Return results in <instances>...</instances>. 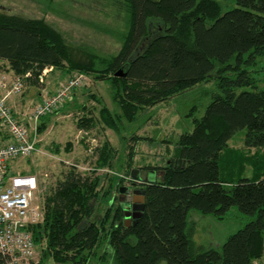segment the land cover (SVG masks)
<instances>
[{"label":"trees","instance_id":"trees-1","mask_svg":"<svg viewBox=\"0 0 264 264\" xmlns=\"http://www.w3.org/2000/svg\"><path fill=\"white\" fill-rule=\"evenodd\" d=\"M103 2L112 21L103 30L116 38L115 54L83 51L42 18L0 11V61L11 76L27 73V86H42L48 67L107 80L120 112L102 105L99 119L115 132L122 119L132 123L140 110L201 83L213 82L215 91L203 114L192 118L191 130L179 134L165 164L138 169L147 172L146 180L131 177L137 168L128 171L130 146L128 183L140 184L145 196L135 222L124 223L119 201L102 217L92 216L98 176L68 169L46 195L43 220L29 227L36 248L45 245L30 264L106 262L107 249L111 264H251L264 255V88L252 74L264 56V0ZM94 124L81 117L77 126ZM243 129V148L231 147L229 140ZM111 151L101 146L97 167L111 166ZM122 182L114 187L118 193ZM232 207L250 220L219 248L196 245L189 212L223 219Z\"/></svg>","mask_w":264,"mask_h":264},{"label":"rangeland","instance_id":"rangeland-1","mask_svg":"<svg viewBox=\"0 0 264 264\" xmlns=\"http://www.w3.org/2000/svg\"><path fill=\"white\" fill-rule=\"evenodd\" d=\"M103 4V0H0V11L42 18L59 31L68 43L86 52L109 56L116 53L119 44L115 37L103 30L112 25L111 19L106 16L111 11ZM252 74L257 79V87L264 88V56L258 58ZM75 75L78 74L65 72L63 68H51L46 71L42 86H27L25 81L21 92L6 98L13 113L26 122L29 137L35 140L34 151L16 158L9 166L13 174L37 176L39 183L35 204L41 209L46 195L50 194L68 169L75 168L82 175L98 176L99 194L92 216L100 218L109 205L118 203L119 193L114 187L121 179L123 185L129 184L131 177L126 175V166L130 146H133L134 153L132 168H128V171L141 169L145 165H164L172 154L179 134L191 130L192 118L203 114L215 86L213 82L201 83L165 102L140 110L132 123L122 119L119 132H115L99 119L102 105L112 112H120L112 100L110 83L81 74L83 80L72 90L70 99L55 105L48 117H41L34 123L30 114L35 105L55 93ZM81 117H91L95 124L89 129L79 128L77 123ZM244 133V129L236 132L229 145L242 149ZM133 136L140 139L133 141L130 139ZM103 144L111 147V166L97 167L99 149ZM249 220V216L239 214L232 207L223 219L191 210L188 224L196 245L219 248L229 234ZM42 246H45L44 243L36 248L33 260L40 257ZM105 251L106 262L91 259L88 264H111L109 249ZM47 264L53 262L49 260Z\"/></svg>","mask_w":264,"mask_h":264},{"label":"built area","instance_id":"built-area-1","mask_svg":"<svg viewBox=\"0 0 264 264\" xmlns=\"http://www.w3.org/2000/svg\"><path fill=\"white\" fill-rule=\"evenodd\" d=\"M51 68H45L40 79ZM26 76L27 73L8 77L0 72V254L4 257V264H30L36 246L29 227L44 217L43 209L35 204L37 176L13 174L9 166L16 158L34 151L35 140L29 137L26 122L19 119L6 102L8 96L22 91ZM82 77L81 74L75 75L55 94L35 105L30 119L35 123L70 99V93L81 84ZM251 264H264V255Z\"/></svg>","mask_w":264,"mask_h":264},{"label":"water","instance_id":"water-1","mask_svg":"<svg viewBox=\"0 0 264 264\" xmlns=\"http://www.w3.org/2000/svg\"><path fill=\"white\" fill-rule=\"evenodd\" d=\"M116 75H121V70L116 72ZM131 177L138 178L140 181H143L147 179V172L144 170L133 169L131 171ZM126 190H127L126 186H122L119 188L118 201L120 202V205L124 210V223L128 224V221L130 220L129 218H132L131 221L135 222L141 216L142 211L144 210L145 207L144 206L145 196H144V190L134 191L132 196V206L130 207L126 204V201H124L123 199V193H125Z\"/></svg>","mask_w":264,"mask_h":264},{"label":"flooded vegetation","instance_id":"flooded-vegetation-1","mask_svg":"<svg viewBox=\"0 0 264 264\" xmlns=\"http://www.w3.org/2000/svg\"><path fill=\"white\" fill-rule=\"evenodd\" d=\"M126 186H127V190L125 191V193H123V199H124V201H126V204L131 207L132 206L133 192L136 190H141L140 189L141 185L129 183ZM118 196H119V194H118ZM119 204H120V202H119ZM123 215H124V210H123ZM129 217H131V216H129ZM131 220H132V218H131Z\"/></svg>","mask_w":264,"mask_h":264},{"label":"crops","instance_id":"crops-1","mask_svg":"<svg viewBox=\"0 0 264 264\" xmlns=\"http://www.w3.org/2000/svg\"><path fill=\"white\" fill-rule=\"evenodd\" d=\"M0 64H2V66L0 68L1 74L10 77L12 75V72L10 70H7L6 62L0 61ZM11 101L13 102V99H11ZM14 106H16V104Z\"/></svg>","mask_w":264,"mask_h":264}]
</instances>
